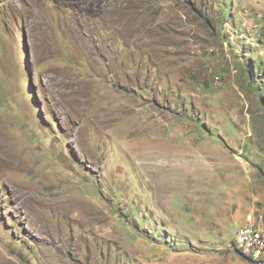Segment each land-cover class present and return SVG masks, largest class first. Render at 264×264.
I'll use <instances>...</instances> for the list:
<instances>
[{"label": "rangeland", "instance_id": "374dc122", "mask_svg": "<svg viewBox=\"0 0 264 264\" xmlns=\"http://www.w3.org/2000/svg\"><path fill=\"white\" fill-rule=\"evenodd\" d=\"M249 216L264 0H0V264H251Z\"/></svg>", "mask_w": 264, "mask_h": 264}, {"label": "built area", "instance_id": "2783aa9c", "mask_svg": "<svg viewBox=\"0 0 264 264\" xmlns=\"http://www.w3.org/2000/svg\"><path fill=\"white\" fill-rule=\"evenodd\" d=\"M240 224L236 230L234 247L251 264H264V230L255 222Z\"/></svg>", "mask_w": 264, "mask_h": 264}, {"label": "crops", "instance_id": "0c3cea01", "mask_svg": "<svg viewBox=\"0 0 264 264\" xmlns=\"http://www.w3.org/2000/svg\"><path fill=\"white\" fill-rule=\"evenodd\" d=\"M257 226L264 230V227L263 226L261 227V223H258Z\"/></svg>", "mask_w": 264, "mask_h": 264}, {"label": "bare ground", "instance_id": "6f19581e", "mask_svg": "<svg viewBox=\"0 0 264 264\" xmlns=\"http://www.w3.org/2000/svg\"><path fill=\"white\" fill-rule=\"evenodd\" d=\"M152 140V139H151ZM136 147H138V146H136ZM145 147V146H144ZM138 151V150H137ZM140 151H141V149H140ZM141 155V154H140ZM139 156V155H138ZM173 170V169H172ZM151 176V175H150ZM161 178V177H160ZM167 187V186H166ZM166 196V195H165Z\"/></svg>", "mask_w": 264, "mask_h": 264}]
</instances>
